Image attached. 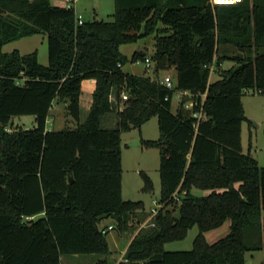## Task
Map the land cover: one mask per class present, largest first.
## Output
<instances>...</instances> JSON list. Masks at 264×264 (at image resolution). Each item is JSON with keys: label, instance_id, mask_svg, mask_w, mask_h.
I'll return each instance as SVG.
<instances>
[{"label": "trees", "instance_id": "trees-1", "mask_svg": "<svg viewBox=\"0 0 264 264\" xmlns=\"http://www.w3.org/2000/svg\"><path fill=\"white\" fill-rule=\"evenodd\" d=\"M207 1L170 7L115 0L110 21L77 25L71 6L0 0V264H61L62 256L85 254L105 256L96 264H112L100 228L107 217L119 233L134 235L113 264H245L247 254L264 251V166L249 149L243 152L240 140L249 122L242 96L252 90L264 97V1ZM34 35L46 37V65L35 51L2 52L7 43ZM150 36L154 78L125 73L122 67L144 62L146 53L128 58L120 46ZM227 44L235 51L223 52ZM210 66L219 73L209 82ZM173 69L168 89L160 72ZM83 80H94L95 90L80 123ZM174 91L190 97L181 96L172 113ZM55 105H64L74 129L47 130ZM27 115L35 128L9 127L13 116ZM107 116L114 127L101 125ZM152 117L159 136L140 142L158 149L161 207L135 233L146 210L143 201L121 197V133ZM139 175L141 191L151 193L152 180ZM194 188L206 195L191 194ZM227 221L229 233L207 243L205 232ZM195 226L189 251L164 250Z\"/></svg>", "mask_w": 264, "mask_h": 264}, {"label": "rangeland", "instance_id": "rangeland-1", "mask_svg": "<svg viewBox=\"0 0 264 264\" xmlns=\"http://www.w3.org/2000/svg\"><path fill=\"white\" fill-rule=\"evenodd\" d=\"M104 0L99 2V7L97 9V14L92 15L89 8L86 10L81 9V14L86 20H93L94 17L97 20L110 21L112 17L107 8V3H103ZM52 5L67 7V0H50ZM72 1L69 3L71 5ZM83 6H88L87 3L83 2ZM111 10V9H110ZM147 47L149 54H153L152 50V37L140 40L132 44H123L120 46L119 50L128 58L139 50ZM13 50H18L21 54H26L30 52H36L38 54V62L41 66L47 64V53H46V37L45 35H34L28 36L23 39L9 42L3 46V53L7 54ZM224 68H227L224 67ZM123 71L128 74L145 76L150 79L154 78L153 65L150 64L149 69H145L144 63L142 61H137L136 63H128L122 67ZM214 72H211L209 76V81H214L218 79L217 68ZM175 75L174 70L160 72V77L169 76L172 81ZM161 78V80H162ZM180 99L179 91H174L171 100V111L174 113L178 107V101ZM241 102L244 103L245 113L249 120V125L252 129L255 149L257 150L258 158H260V166H264V97L257 93H247L241 98ZM49 121L46 122L47 130L50 131H60L64 128L74 129L76 126L71 121V119L66 114V109L64 105H55L52 107L49 115ZM81 118V122L83 121ZM248 123V122H247ZM18 126L23 130L35 128V122L32 115L27 116H13L9 122V127L14 128ZM105 127H114V123L107 124L102 122ZM257 125V127H256ZM245 134V132H244ZM159 136L157 117H152L147 122H145L139 129H132L130 131H125L121 133V161H122V190L121 197L124 200H131L134 202H139V200L144 202V207L146 211L150 209H158L161 207L159 203V189H160V179L158 174L159 169V154L156 148H147L140 143V140H156ZM243 135V147L247 149V140H245ZM143 171L152 180L153 191L151 193H144L141 191L143 180L140 178L139 172ZM191 194L196 196H204L206 193L204 191L193 189ZM150 212H145V219L141 218L140 223L137 225L135 233L150 222L148 220ZM173 215L178 216L177 209L174 210ZM148 216V217H147ZM111 224L114 226L113 230H108L106 232V240L109 246V250L112 253L108 258L110 263H115L117 258L122 257V245L120 244L127 241L130 238L131 231H126L119 233L117 229V222L115 219L107 217L103 219L100 224V228ZM229 221L225 222L222 226L215 228L211 231L205 232L204 236L206 242L213 244L216 240L225 237L229 232ZM197 227H193L187 231V236L182 240H177L174 242H169L164 245V250L167 252H177V251H189L192 247V242L195 239L197 233ZM133 233V232H132ZM134 233V234H135ZM125 241V242H124ZM122 248V249H121ZM114 257V258H113ZM105 256L97 254H85V255H67L61 257V264H96L101 260H104ZM245 264H264V251L251 252L245 257Z\"/></svg>", "mask_w": 264, "mask_h": 264}, {"label": "crops", "instance_id": "crops-1", "mask_svg": "<svg viewBox=\"0 0 264 264\" xmlns=\"http://www.w3.org/2000/svg\"><path fill=\"white\" fill-rule=\"evenodd\" d=\"M100 1L101 0H73V2L71 3V5H72L71 7L73 8L76 16H80L81 9L86 10V8H89L90 11L92 12V15L95 16L97 14L96 12H97V9L99 7V2ZM166 1L167 0H133V3H141V4L143 3L144 4L146 2H149L152 5H153V3H164V4L166 3L167 5H164V6H170L171 7V5H173V6H185V5L190 6V4L191 5L194 4V1L195 0H182V1L174 0V1H171V2H170V0H168L167 2ZM249 1H250V3L251 2H257V3H260L261 2V3H263L264 0H249ZM83 2L87 3L88 6H83L82 5ZM103 3H104V5H105V3H107V8H108L109 11H111L110 12V14H111L110 16H112L113 15L112 13L115 10V0H104ZM207 3H208V1H207ZM67 4H68L67 7H69V3L68 2H67ZM81 16L86 21V19L84 18V16L83 15H81ZM94 18H96V17H94ZM151 37H152V46L151 47H152V50H153L154 38H153V36H150V38ZM147 38H149V37H147ZM144 39H146V38H144ZM144 39H141V40H144ZM138 41H140V40H138ZM220 48H221V50L223 52H225L227 54L228 53H232V52L235 51V49L230 44L222 45ZM145 49H147V47L144 46L143 50H139V51L145 52L146 53V56L145 57L151 59L152 55L149 54L148 51L145 50ZM231 64L232 63L228 61V62H225V63L221 64V67L224 68V67L227 66V68H228L229 66H231ZM152 65H153V63H152ZM94 87H95V81L94 80H83L81 82L82 93H81V96H80V107H81L80 123H82L81 122V118L83 117L85 119L86 114H87V112H88V110L90 108V105H91V102H92V94H93V92L95 90ZM243 109H244L245 118H246L247 121H249L248 118H247V116H246V113H245L244 103H243ZM84 119H83V121H84ZM47 121H49V118L47 119ZM102 122H106L107 124H109V123H114V120H112V118L110 116H107V117H105V118H103L101 120V125H102ZM102 126L105 127L104 125H102ZM256 127H257V125H256ZM244 132H245V134H244ZM243 135H247V137L245 136V140H247V149H244V147H243V142H244ZM240 140H241V147H242L243 152L246 153L248 151V149H249L250 154L253 156V158H255L257 160L258 164L260 165V158H258V155H257V152H256L257 150L255 149V144H254L255 141L253 139L252 129H251L250 125H249V122L248 123L247 122H244L242 124V126H241V132H240ZM262 213H263L262 214V217L264 219V212H262ZM108 226H112L113 227L111 230L114 229V226L111 225V224H108V225L103 226V227H108ZM132 237H130L129 239H127L126 242L124 241L125 242L124 245H123V243L120 244V246L121 245H122V247L124 246L123 249L121 248L122 249V251H121L122 256L124 254L123 253L124 250L126 249L128 243L130 242V240H131ZM121 259H122V257L120 256L119 258H117V260H116L115 263L119 262Z\"/></svg>", "mask_w": 264, "mask_h": 264}, {"label": "built area", "instance_id": "built-area-1", "mask_svg": "<svg viewBox=\"0 0 264 264\" xmlns=\"http://www.w3.org/2000/svg\"><path fill=\"white\" fill-rule=\"evenodd\" d=\"M67 1H68V3H70L71 1L73 2V0H67ZM242 1L243 0H208V3L210 5H212V6H214V5L226 6V5L238 4V3H241ZM83 21H84V19H83V17L81 15L80 16H76V24L77 25L82 24ZM143 63H144L145 69H149L150 68V64H152L151 59H149V58H146ZM215 70L216 69H215L214 66H210V74H211V72H214ZM161 83L165 87H167L168 89H173L172 79L169 76L163 77L162 80H161ZM245 93L246 94L247 93H257V91L255 92V91H252V90H247ZM179 96L180 97L181 96L190 97V95H189V93L187 91H179ZM120 98H121V101L126 100V98H127L126 97V94L125 93H122L121 96H120ZM109 101L110 102H113L114 101V99H113L112 96L109 97ZM192 103H193V101L186 102L185 105H184V108L185 109H188V110L191 109L192 106H193ZM118 106H119V109L118 110H122L123 109V106H121V104H119ZM193 116L196 117V118H199L201 116V109H200V111L193 113ZM6 131L9 132L11 130L10 129H7ZM158 209H150L149 210L150 213H149V219L148 220H152L155 217L154 215L158 212ZM151 226H153V224H151ZM112 228H113L112 226L103 227V229L101 230V233L102 234L103 233H106L108 230H111Z\"/></svg>", "mask_w": 264, "mask_h": 264}, {"label": "water", "instance_id": "water-1", "mask_svg": "<svg viewBox=\"0 0 264 264\" xmlns=\"http://www.w3.org/2000/svg\"><path fill=\"white\" fill-rule=\"evenodd\" d=\"M140 143H141V142H140ZM71 180H72L71 177H69V178H68V181L72 182Z\"/></svg>", "mask_w": 264, "mask_h": 264}]
</instances>
